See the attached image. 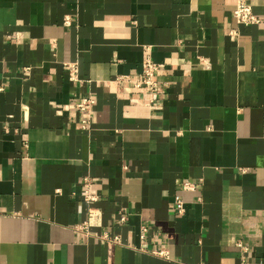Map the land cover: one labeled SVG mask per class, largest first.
<instances>
[{"label": "crops", "instance_id": "crops-1", "mask_svg": "<svg viewBox=\"0 0 264 264\" xmlns=\"http://www.w3.org/2000/svg\"><path fill=\"white\" fill-rule=\"evenodd\" d=\"M234 2L0 0V264H264V0ZM147 54L157 110L115 82Z\"/></svg>", "mask_w": 264, "mask_h": 264}, {"label": "built area", "instance_id": "built-area-1", "mask_svg": "<svg viewBox=\"0 0 264 264\" xmlns=\"http://www.w3.org/2000/svg\"><path fill=\"white\" fill-rule=\"evenodd\" d=\"M231 16L236 21V23L240 25L252 26L258 24L259 22V19L252 12L250 0H235ZM65 68L68 78L70 80H75V65L66 64ZM157 71L158 65L153 61L150 54H147L141 63L140 72L134 76H118L115 79V82L120 84H128L129 87L135 92L145 96V105L149 110H157L161 107L164 94L163 85L158 83L156 79ZM93 105L94 100L90 96H80L78 102L75 104V109L83 116L80 122V127L82 130H86L90 124ZM193 187L194 186L189 183L182 185L184 190H192ZM81 195L82 201L86 205V217L83 223L75 227V230L84 235H88L89 228H99L101 226V212L94 206L98 202V198L92 193L89 181L86 179H84V182L81 186ZM174 208L178 215H183L185 209L182 201H176ZM119 220L123 223L125 221V217L120 215ZM143 231L144 229L141 228V232ZM99 238L104 242L119 244V239L117 236H111L107 233H103L99 235ZM157 254L161 255L162 252H158Z\"/></svg>", "mask_w": 264, "mask_h": 264}]
</instances>
